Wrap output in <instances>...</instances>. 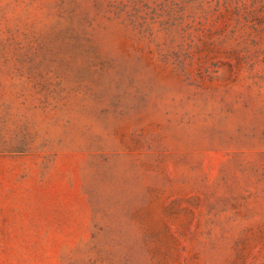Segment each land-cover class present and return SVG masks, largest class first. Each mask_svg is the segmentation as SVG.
Returning a JSON list of instances; mask_svg holds the SVG:
<instances>
[{"label": "rangeland", "instance_id": "374dc122", "mask_svg": "<svg viewBox=\"0 0 264 264\" xmlns=\"http://www.w3.org/2000/svg\"><path fill=\"white\" fill-rule=\"evenodd\" d=\"M0 264H264V0H0Z\"/></svg>", "mask_w": 264, "mask_h": 264}]
</instances>
